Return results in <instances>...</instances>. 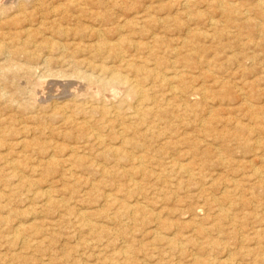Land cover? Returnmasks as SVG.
Here are the masks:
<instances>
[{
    "label": "rangeland",
    "instance_id": "rangeland-1",
    "mask_svg": "<svg viewBox=\"0 0 264 264\" xmlns=\"http://www.w3.org/2000/svg\"><path fill=\"white\" fill-rule=\"evenodd\" d=\"M181 1L0 0V264H264V0Z\"/></svg>",
    "mask_w": 264,
    "mask_h": 264
},
{
    "label": "bare ground",
    "instance_id": "bare-ground-1",
    "mask_svg": "<svg viewBox=\"0 0 264 264\" xmlns=\"http://www.w3.org/2000/svg\"><path fill=\"white\" fill-rule=\"evenodd\" d=\"M181 1V0H180ZM182 2V1H181ZM183 3V2H182ZM194 3V2H193ZM184 5L185 4H189V0H184V3H183ZM210 20V19H209ZM209 22V24L210 25H213L214 26V24H215V21H213V20H210V21H208ZM216 26V25H215ZM189 30H191V29H189ZM43 38V37H42ZM102 40V39H101ZM45 42V41H44ZM47 42V41H46ZM43 43V42H42ZM52 43V42H51ZM4 44V43H3ZM48 44V43H47ZM60 44V43H59ZM75 44V43H74ZM60 46V45H59ZM100 46L101 47H103V48H115V46L113 45V46H109V44L106 42V41H104V40H102L101 41V43H100ZM66 47V46H65ZM5 47H4V45H2L1 43H0V52H4V50H6V49H4ZM98 48L100 49V47L98 46ZM108 48V49H109ZM118 50V49H117ZM122 51V50H121ZM124 51V50H123ZM119 52V51H118ZM120 53V52H119ZM8 56V55H7ZM124 56V55H123ZM129 57V56H128ZM92 58V57H91ZM129 59V58H128ZM87 60V59H86ZM93 60V59H92ZM124 58H120V61H121V63L123 62L124 63ZM92 62H94V61H92ZM90 63V62H89ZM120 65V64H119ZM124 65H126V66H128L129 68H130V70L131 71H133L134 73H135V75H136V79H131V78H129L127 75H124V74H122L120 71H116V70H113V69H111L110 71H109V75H108V79H107V83H114V84H123V85H125L126 87H127V89L130 91V92H132L133 94H135V95H137V96H140V98H142V97H144V91L142 90V85H141V81H140V78H143V72H144V66L143 65H141V64H137V63H135V62H133V61H128V62H126V63H124ZM90 66H92V65H90ZM121 66V65H120ZM104 68V67H103ZM124 68V67H123ZM146 69V68H145ZM103 70V69H102ZM101 70V71H102ZM104 70H106V69H104ZM154 70V69H153ZM103 72H105V71H103ZM103 72H102V74H103ZM101 72H99V74H100ZM104 74H106V73H104ZM103 74V75H104ZM126 74V73H125ZM132 74V73H131ZM77 75H79L78 73H77ZM151 75V74H150ZM107 76V75H106ZM105 76V77H106ZM85 78L86 79H90V76H85ZM105 79V78H104ZM108 85V84H107ZM113 85V84H112ZM111 85V86H112ZM147 92V91H146ZM119 94V93H118ZM147 96V95H146ZM145 96V97H146ZM105 99V98H104ZM98 102V101H97ZM138 103V102H137ZM142 103V102H141ZM148 105V104H147ZM140 106V105H139ZM103 108V107H102ZM89 109V108H88ZM148 108L146 107L145 108V106H142V107H138V109H136L135 110V114L137 115L138 114V116H140V112L142 111L143 112V115H147V113L148 114H150V113H152L153 114V112H151V110H147ZM124 110V109H123ZM153 110V109H152ZM106 111H108V110H106ZM104 112V111H103ZM113 115V114H112ZM67 116H69V115H67ZM71 116V115H70ZM103 116V115H102ZM132 116V115H131ZM145 117V116H144ZM105 118V117H104ZM146 118V117H145ZM140 119H143L141 116L139 117V120ZM79 122V121H78ZM110 122V121H109ZM114 122V121H113ZM83 123V122H82ZM94 123V122H93ZM88 124V123H87ZM125 125V124H124ZM78 126V125H77ZM119 126V125H118ZM121 126V125H120ZM87 127V126H86ZM91 128V127H90ZM110 129V128H109ZM118 129V128H117ZM125 131V130H124ZM87 132V131H86ZM89 132V131H88ZM85 133V132H84ZM121 133V132H120ZM92 138V137H91ZM97 138H99V137H97ZM95 139V138H94ZM95 143V142H94ZM111 147V146H110ZM114 149H116V148H114ZM108 150V149H107ZM79 151V150H78ZM118 151V150H117ZM48 153V152H47ZM118 153V152H117ZM120 153V152H119ZM109 154V153H108ZM52 155V154H51ZM54 155V154H53ZM112 155V154H111ZM120 155V154H119ZM130 155V154H129ZM128 154H127V157L129 156ZM142 156V155H141ZM140 156V157H141ZM130 157H131V155H130ZM132 157H135V156H132ZM139 157V158H140ZM132 159V158H131ZM143 159V158H142ZM134 160V159H133ZM132 160V161H133ZM140 160V159H139ZM144 160V159H143ZM69 161H70V159H69ZM138 161V160H137ZM146 161V160H145ZM144 161V162H145ZM141 162H143L142 160H141ZM72 163V162H71ZM174 163V162H173ZM91 166V165H90ZM122 166V165H121ZM65 168V167H64ZM19 169V168H18ZM72 169V168H71ZM64 170V169H63ZM144 170V169H143ZM15 171H17V170H15ZM11 173H13L12 171H11ZM19 173V172H18ZM261 184V183H260ZM112 200V199H111ZM123 203V202H122ZM125 203V202H124ZM127 204V203H126ZM126 204H125V206H126ZM129 204V203H128ZM136 206V205H135ZM128 207H129V205H128ZM134 208V207H133ZM130 209H132L131 207H130ZM138 211V210H137ZM134 213V212H133ZM157 234V233H156ZM214 263V262H213ZM219 264H221V262L219 263ZM222 264H224V263H222Z\"/></svg>",
    "mask_w": 264,
    "mask_h": 264
}]
</instances>
